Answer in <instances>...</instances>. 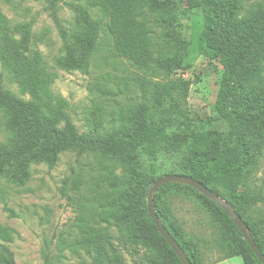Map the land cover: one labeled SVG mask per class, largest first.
I'll list each match as a JSON object with an SVG mask.
<instances>
[{
	"label": "trees",
	"instance_id": "obj_1",
	"mask_svg": "<svg viewBox=\"0 0 264 264\" xmlns=\"http://www.w3.org/2000/svg\"><path fill=\"white\" fill-rule=\"evenodd\" d=\"M45 1L59 23L56 0ZM89 1L109 20V32L119 57L140 65L153 64L167 74L182 67L186 42L178 31L177 9L169 0ZM188 4L204 12V26L198 39L200 52L208 58H219L223 64L213 110L226 130L178 126L175 128L182 131L170 136L171 126L157 124L156 117L169 101L176 103L175 107L178 98L185 95L173 96L171 82L160 85L142 77L127 76L116 83V88L103 92L113 98L109 99L113 102L110 114L104 116L101 109L93 117L90 129L79 132L68 112L69 102L52 90L56 74L48 69L41 52L31 46L32 24H13L0 10V62L21 92L29 97H19L0 82V114L7 130L5 139L0 141V177L24 184L30 178L31 163H45L52 169L60 154L67 151L78 156L131 154L145 148L169 152L189 141L197 152L187 168L178 172L180 175L191 176L218 195L221 194L217 184H224L222 179L236 169L246 172L251 180L250 174L264 153V1L247 4L246 0H188ZM86 23L84 30L71 36L72 41L62 31L67 51L62 65L66 69L85 70L88 66L98 23L89 20ZM235 91L239 95L238 108H232L228 100ZM118 96L124 97L125 102H119ZM175 112L171 113L173 120ZM83 163L76 176L71 177L76 210L74 227L78 232L74 245L83 248L93 264H127L124 250L139 259L136 264H182L148 216L149 187L141 198L138 196L141 175L132 170L125 179L113 174L105 177L87 162ZM169 184L192 190L218 214L223 224L218 246L225 253L221 261L240 256L244 264H262L220 206L188 185L168 183L157 193ZM237 192L238 187L233 186L231 197L241 204L234 208L243 218L248 207L264 202V177L259 187L251 181ZM140 210L157 237L137 228L132 217ZM156 210L192 263L199 264L200 249L196 243L184 239ZM245 223L264 253L261 236L264 218ZM110 226L118 228V236L112 235ZM15 233V229L0 222V240L4 242L0 244V264H18L7 244ZM45 253L46 264H52L50 254Z\"/></svg>",
	"mask_w": 264,
	"mask_h": 264
},
{
	"label": "rangeland",
	"instance_id": "obj_2",
	"mask_svg": "<svg viewBox=\"0 0 264 264\" xmlns=\"http://www.w3.org/2000/svg\"><path fill=\"white\" fill-rule=\"evenodd\" d=\"M169 1L177 9L178 31L186 42L181 59L182 67L172 74L165 73L153 64L140 65L119 57L109 32V20L89 0H56L59 23L55 21L45 0H0V10L13 24H32L31 46L41 52L48 69L56 74L52 90L69 102L68 112L79 132L90 129L93 117L100 114L101 109L104 116L110 114L113 102L109 99L113 98H107L103 92L116 88V83L122 82L127 76L142 77L160 85L171 82L173 96L185 95L178 98L175 107L173 105L176 103L169 101L165 110L156 117L157 124L167 123L171 126L170 136H176L175 133L187 126L195 125L204 129L226 130L227 127L222 125L213 110L223 64L219 58L204 56L199 49L198 39L204 26V12L200 7H190L188 0ZM254 1L264 0H246V3ZM88 20L98 23L94 51L88 66L85 70L66 69L62 65L67 56L62 31L65 30L69 41H72L71 36L84 30ZM239 73L240 71L234 76V80ZM0 82L5 89H10L19 97L29 98L21 92L1 62ZM117 99L125 102L122 96ZM238 99V92L235 91L228 99L232 108L239 107ZM175 110L174 120L178 122L171 116ZM178 126L182 129L175 128ZM6 135L4 116L0 114V141ZM196 152L189 141L172 147L169 152L162 148L151 151L145 148L131 154L122 152L78 156L67 151L60 154L52 169L45 163H31V175L24 184L19 185L6 177H0V222L16 231L13 240L7 244L14 252L17 263L46 264L47 252L52 264H93L91 256L80 246L74 245L78 232L74 227L76 210L71 177L76 176L85 164L83 162H87L105 177L113 174L125 179L135 170L142 177L138 191L141 198L157 176L183 172ZM250 177L251 180H248L246 172L236 169L231 176L222 179L224 184H217L220 196L233 207L241 206L236 199H232L231 189L236 186L239 193L251 181H254L256 187L261 185L264 177V153ZM154 201L156 209L163 213L166 221L172 223L184 239L196 243L200 249L199 264H244L240 256L221 261L225 253L218 246V234L223 224L203 197L188 188L169 184L155 194ZM243 218L251 224L264 218V202L248 207ZM132 219L138 229L157 237L141 210ZM109 230L114 236L120 233L115 226H110ZM261 236L264 239V228L261 229ZM3 243L0 240V244ZM123 256L127 264L139 261L125 250Z\"/></svg>",
	"mask_w": 264,
	"mask_h": 264
},
{
	"label": "water",
	"instance_id": "obj_3",
	"mask_svg": "<svg viewBox=\"0 0 264 264\" xmlns=\"http://www.w3.org/2000/svg\"><path fill=\"white\" fill-rule=\"evenodd\" d=\"M168 183H178L183 185H188L196 189L200 194L206 196L208 199L215 202L218 206H220L225 213L231 218L234 224L237 226L240 233L243 235V238L247 241L259 261L264 264V253L256 243L250 227L245 223L241 215L235 210V208L223 199L216 192L211 190L209 187L204 185L202 182L192 178L188 175H180V174H166L160 176L156 180H154L148 189L147 195V203H148V216L153 220L158 232L165 238L169 246L174 250L177 254L178 258L182 262V264H193L190 258L188 257L187 252L181 247V245L177 242L174 236L169 232V230L164 225L163 221L158 216L154 196L156 192L164 185Z\"/></svg>",
	"mask_w": 264,
	"mask_h": 264
}]
</instances>
